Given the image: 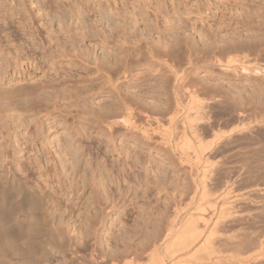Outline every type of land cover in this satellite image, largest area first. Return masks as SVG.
Returning <instances> with one entry per match:
<instances>
[{"label":"rangeland","instance_id":"rangeland-1","mask_svg":"<svg viewBox=\"0 0 264 264\" xmlns=\"http://www.w3.org/2000/svg\"><path fill=\"white\" fill-rule=\"evenodd\" d=\"M0 14L10 16L0 17V83L27 84L12 95L0 91V194L15 175L28 187L70 191L71 200L60 199L61 209L52 213L58 229L48 252L33 244L39 263H69L59 242L88 256L101 252L100 260L117 250L142 252L177 204L193 197L195 207L203 181L214 202L222 203L227 191L251 192L237 208L246 222L228 218L222 229H264L263 215L247 216L264 198V0H0ZM231 45L244 48L239 53L247 61L223 70L212 56ZM198 53L202 59L191 75L216 94L202 95L216 108L201 123L197 119L199 138L181 123L175 129L177 141L186 137L207 146L201 160L192 148L190 169L147 116L124 122L126 114L112 112L127 99L166 106L172 58L186 62ZM27 196L30 212L39 199ZM10 199L0 195V243L6 249L14 239L10 224L42 230L38 221L25 223ZM146 258L144 253L142 262ZM3 261L8 256L0 251Z\"/></svg>","mask_w":264,"mask_h":264},{"label":"bare ground","instance_id":"bare-ground-1","mask_svg":"<svg viewBox=\"0 0 264 264\" xmlns=\"http://www.w3.org/2000/svg\"><path fill=\"white\" fill-rule=\"evenodd\" d=\"M1 16L2 14H0V17ZM6 16L5 17L2 16L4 20H7V18L10 17V16L6 17ZM243 49L244 48L240 46H232L225 50L221 49V51L213 54L212 60H214V62L213 61L212 62L215 63V65L217 64L223 70L224 69L234 70L237 68H243L247 61V55H242L239 53L240 51H243ZM197 55L198 56L194 57L192 54H189L186 62H182L180 60H176L175 58H172L174 63L170 65V71L172 73V77L169 81V88H170L171 94H170V98L168 99V102L165 104L166 106L150 107L147 105L137 103L135 99L134 100L127 99L124 101L123 107H121L120 110L112 112V115L116 117H122L123 114H126L125 117H123L124 122H131L132 120L131 116L132 115L134 116L135 114L136 116H139L141 114L147 116L148 120L152 122L151 123L148 121L147 124H150V127H152L153 124H155L159 130L162 129L161 133L162 131H164L161 134L162 139L165 141L164 143L169 144L170 148L172 147V149L179 154L180 161H183V163H186L190 169L193 168V160L196 161L193 158L195 156L197 160L199 159L197 157L201 158L204 154L203 153L204 149L206 150L207 146L203 144V141L198 140V145L197 146L195 145L197 148L195 150L193 149L195 152V156L193 157L192 148H195L193 141L186 137H184L182 142L177 141V137H175V129L177 128L178 124L181 123L183 125H186L185 128L187 127L186 129H189L192 135L199 138V134H200L199 131L202 126L200 125L201 118H203V116L207 117L208 115L206 114H208L209 112H213L211 110L216 108L214 106L213 108L211 106L212 104L210 105L211 102H209L208 100V98L210 97L206 96L207 97L206 99L204 98L205 95L204 97L202 96L203 94H205L204 91L207 88L204 89L205 87L203 88L202 85L199 86V83L196 82L191 75L193 68L196 66V62L202 59L200 56V53H198ZM3 83H0V91L3 92L5 96L12 95L14 91H18L22 87L27 85V84H18V85L8 86V85H4ZM207 93L209 94L211 92L209 91ZM212 93L214 92L212 91ZM212 93L210 94L211 96L213 95ZM216 93H219V92H216ZM215 95L216 94H214L213 96L215 97ZM0 97L2 98L1 94H0ZM214 97H212V99H214ZM216 99L219 102L222 100L218 98ZM216 99L214 100L218 103ZM222 102H220V104ZM10 103L11 102L7 103L9 108L11 107V105H9ZM198 118L200 119L199 120L200 123L197 120ZM112 123L113 122L108 121L109 125H111ZM144 133L146 134L147 131H145ZM186 134L187 133H184L185 136ZM225 146L223 147L225 148ZM214 148H217V147H214ZM222 148H221V152H222ZM224 153H225V150H224ZM216 154H219V153H216ZM223 155L221 156L223 157ZM217 159H220V158L217 157ZM205 162L208 163L207 161ZM206 163H203V164H206ZM215 164H217V160ZM218 165L219 164H217V166ZM221 165H223V163ZM128 166L130 167V165ZM223 166H226V165H223ZM203 170H205L203 172H206L207 168H204ZM211 172H214V171H211ZM201 177L204 178V175ZM211 177L213 178V176ZM14 184L17 187L16 192L13 191L12 189ZM202 185H203L202 186L203 188L201 187L202 190H200V192L198 191L199 192L198 196L199 195L201 196L200 197L201 200L199 201L197 200L198 201L197 202L195 199V207H193V205L190 204L192 202L193 197L191 198L190 203L189 202L187 203L186 201L183 200L182 202L186 203L184 206L181 205L182 202L180 201L181 203L177 204L173 208L172 213L168 215L167 219L165 220L161 229L158 231L157 235H155L154 239L149 243V245H147L146 247H143L142 252H137L138 250L136 251L134 249L133 250L126 249L124 252L118 253V250L116 252L114 249H108L109 252H111L110 250H112L116 252L117 254L112 255L110 253L112 256H110L109 259L107 258L108 256L106 257L105 255L107 259L103 258L100 260V257L102 258V255H103L101 252L99 253V255L101 254V256H99L98 258H97L98 255L96 257L95 255H92V254L91 256H88L85 253L80 254L79 252L81 251L79 252L74 251L73 249H71L72 246L71 248H69L65 244L63 246L61 242H59V245H58L59 247L57 246L58 249L60 248L58 251H60V253H63V254L64 252L65 253L68 252L66 254L70 255L71 258L70 260L68 259L69 263L65 262L66 264H252L253 262H257V261L264 259V229L261 230V227H260L259 228L260 230L257 229L259 231L254 230V229L253 231L252 229L250 231H246L245 229L244 231L237 230V229L232 231V228H234L233 227L234 225H231L232 226L231 229H230L231 226H229L228 228L232 232H228L229 230L226 231V228L222 229L226 219L228 218H231L230 220L237 221V223L239 221L242 222L246 220V219L241 220L245 218L244 217L245 215H244V212L241 211V209L238 211L237 208L242 206V204L245 205L244 203H246L247 200L251 198V194H250L251 192L248 191L250 192L248 193V192H236L235 191L236 193L227 196V192H228L227 191L225 192L226 195L223 197L224 201L222 203H219V201L214 202V200L210 198L211 197L209 196L210 194L209 195L207 194L209 190L205 189L206 183H204V181ZM262 189H263L262 195L264 197V188ZM27 192H30L33 195V197H35V199L37 198L39 199V200H35L34 205L30 207V210H31L30 212L28 211V208H27V203L29 201ZM55 194L59 196L58 199ZM69 194H70L69 190H66L65 192H61L53 188L39 189V187H35L34 185H31L30 187H28L27 182L16 175L13 176L12 179H9L7 181V187L1 190L0 195L3 197H6V199H9V198L12 199L11 203L16 207L17 213L19 214V216L24 217L25 223L30 225V223L33 220L38 221L42 226V230L33 231L31 227L29 226L26 227V225L23 226L21 224V226L19 225L20 227L19 226L17 227V225L15 226V224H10L7 230L9 234L14 238L13 245L12 247H10V249H6L0 243V251L2 252L3 255L8 256V260H9L7 261V263L6 261H3V264H41L35 258L33 244H35V246L37 247L38 252H42V253L48 252V245H50L51 241L57 238V229H58L56 225V220L51 217L52 213L61 209V206H60L61 202L59 203L60 199L64 198L65 201L71 200V198H69ZM205 195L206 197L209 196V198L206 199ZM219 198H221V195ZM88 200H90V197ZM256 202H257V199H256ZM176 203H178V201ZM205 207H207V209L210 208L211 210L209 211L210 213L209 212L206 213L207 209ZM204 209H205V213L199 212L200 210L204 211ZM253 210L254 209H252V211ZM262 215L264 216V198L262 199V203L259 204V206L256 207L253 212H251L250 214H247V216L248 217L250 216L251 218L259 217ZM230 223L232 222H229V224ZM251 224H253V228H254L255 222L254 223L251 222ZM238 229H242V228H238ZM78 236L79 235H77V237ZM78 238L81 240L84 237L81 236L80 234ZM63 247H65V249ZM144 253H147L148 258L146 259L148 260L145 262H142L143 261L142 258H144ZM63 261H66V260H63Z\"/></svg>","mask_w":264,"mask_h":264}]
</instances>
